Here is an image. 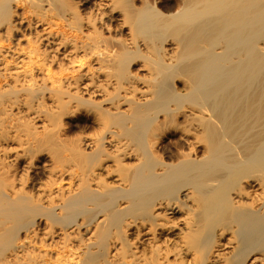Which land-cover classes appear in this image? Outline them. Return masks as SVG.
Returning a JSON list of instances; mask_svg holds the SVG:
<instances>
[{
	"label": "bare ground",
	"instance_id": "6f19581e",
	"mask_svg": "<svg viewBox=\"0 0 264 264\" xmlns=\"http://www.w3.org/2000/svg\"><path fill=\"white\" fill-rule=\"evenodd\" d=\"M14 1L0 0V25ZM35 1L45 12L68 6ZM95 7L124 35L118 51L96 52L109 41L92 26L91 48L70 52L64 30L37 20L28 26H42L47 46L82 72L0 83L11 108L41 89L51 99L45 114L12 115L15 147L0 148V264H264V0ZM136 58L145 77L129 71ZM9 111L0 105L6 130ZM82 111L97 132L58 142L62 116ZM168 135L180 137L163 144ZM44 155L50 178L36 192L8 179V158Z\"/></svg>",
	"mask_w": 264,
	"mask_h": 264
},
{
	"label": "rangeland",
	"instance_id": "374dc122",
	"mask_svg": "<svg viewBox=\"0 0 264 264\" xmlns=\"http://www.w3.org/2000/svg\"><path fill=\"white\" fill-rule=\"evenodd\" d=\"M66 1H68L67 8L62 7L63 9L60 8L57 10L55 7L51 6L49 8L47 7L48 10L46 12L42 10L44 8L43 4H45V2L41 4L35 0H15L13 2V13L9 18V21L7 23L1 22L0 25V83L5 85L4 89L7 90L8 86H13L15 79H19V81L24 84V86H26L29 81L31 82V80L35 83H41V79H47V83L52 81V79L62 82L63 77L66 75H79L83 70L77 68L76 62L74 63L75 65H72V57L62 56L61 50L57 52L52 51L50 46H47L46 42L42 40L43 38H41L43 35V32L41 31L42 26L30 27L28 24L31 22L33 23L34 21L40 20L41 25L51 23L64 30L65 38L68 41L67 49L70 52V47L74 46L75 44L80 46L86 45V48H91L88 45L91 41L94 43V37L96 36L93 29L94 26L97 29L96 32L100 33H97V35H99V37L104 40L106 38L110 42H108L109 44L106 42L108 44H106V46H104L105 43H103V41L101 44H97V48L95 50L96 52L99 51L98 45H101L99 51L100 55H102L103 52L112 49V46L115 47L114 50L117 49L118 51V49H120L121 45L120 43L118 45L117 42H120V40L124 38V35L118 31L119 29L117 26H114L116 25V22L112 23L108 21V17L104 16H102V20L99 18V15L101 17V14H99L100 11H96L97 9H95L96 0ZM136 5L139 6V3ZM21 18H24L25 20L21 21ZM64 19L66 20L63 21ZM88 19H95V21H93L95 22V25L91 24ZM125 37L128 38L127 35H125ZM142 40V38L141 40L139 38L140 42H143ZM114 45H116L118 48H116ZM143 49L144 48L142 47V51ZM114 50L112 49L111 53H115ZM146 50L148 49L145 48L143 52L145 54L146 52L149 53V50ZM33 51H36L39 57L43 59L42 66H40L38 63L35 64L34 62L28 60L33 54ZM80 55L79 58L82 56ZM22 56L26 57V59L22 60ZM136 59H134L133 62L131 61V67H129V71L130 73L134 71L133 73L139 74L138 76L144 75L145 77V74L147 73V69L145 68L147 67H141L144 65V61L141 60V58ZM51 60L53 62H50ZM14 71L17 72V75L11 74ZM74 79L76 80L75 77H73V80ZM180 80L178 81L179 88L181 87L179 83H183V81L181 80L182 82H180ZM109 90L111 89L108 88V91ZM79 94L82 95L83 98H88L84 92L80 91ZM95 98L96 97L94 96L93 99ZM1 100L3 101L0 102V105H2L6 110H10L8 112L10 116L4 118V126H8L7 130L0 126V148L15 147V132L9 129L10 127L16 126L14 125L16 120L12 115L20 116L21 119L26 120L29 117L26 115L27 109H37L42 114H45L47 112V108L51 104L49 94L43 92L42 89L37 92L36 96L26 93V95L18 97V103L23 104L19 107L15 106L14 108H11L10 103L13 100H9V98ZM96 100H100L99 97H97ZM35 124L37 126L40 125L39 122H35ZM59 124L61 130L60 135L56 136V140L58 142L60 141V143L64 145H66L67 142L75 143L80 137L82 138L83 136H89L97 132V126L93 122L92 118L83 111L62 116ZM178 137L180 136L168 135L163 144L174 142V140H177ZM45 156L46 155L40 157L39 159H33L32 161H25L26 159H23L19 162L13 161V157L8 158L6 160L5 168L8 171V179L14 180L16 185L19 187L24 184L25 189L36 192L35 190H37L43 184H47L50 178L49 171L52 168V164L49 162V158H45Z\"/></svg>",
	"mask_w": 264,
	"mask_h": 264
}]
</instances>
